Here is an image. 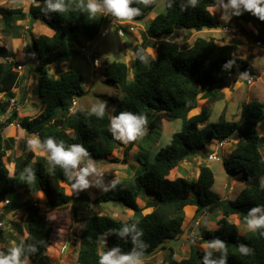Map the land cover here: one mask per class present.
Wrapping results in <instances>:
<instances>
[{
    "label": "trees",
    "instance_id": "trees-1",
    "mask_svg": "<svg viewBox=\"0 0 264 264\" xmlns=\"http://www.w3.org/2000/svg\"><path fill=\"white\" fill-rule=\"evenodd\" d=\"M157 1L131 0L130 8L138 12L133 18H145ZM221 1L230 3V0H165V11L151 20L146 30L147 42H143L144 46L152 43L157 49L149 68L146 71L137 70L135 79L129 81L126 62L112 61L105 65L106 79L116 84L124 95L121 99H114L112 111L103 108L102 115H97L101 107L94 111L77 109L69 113L73 97L85 93L83 75L65 69L53 77L48 74L47 67L75 52L72 44L77 32L88 39L95 38L109 22L104 12L98 11L92 16L87 9L89 0H50L51 3H61L63 11L50 9L49 0H34L27 13L21 7L1 11L9 18L15 15L12 18L16 20H25L29 16L32 22L41 21L54 33L32 38L38 56V83L33 94L40 96L44 108L35 116L20 118L14 109L5 122H0V197L7 198L9 193H16L20 188H25L30 195L43 192L47 198V208L53 210L60 206L67 207L73 189L77 187L76 199L70 205L72 221L81 216L84 221L77 264H99V257L108 252H115L116 257L130 256L134 261L152 257L165 248L169 240L187 236L199 215L214 211L222 214L217 220V228L198 233L199 244L207 243L209 246L202 249L189 238V253L178 260L171 249L165 262L264 264V226L254 228V232L247 236L231 220L233 215H237L243 223L254 217L264 218V134L257 130L258 122L264 119V99L243 102L237 120H229L221 114L218 121H210L212 108L209 105V101L224 97L222 89L231 80L232 73L234 77L241 73L252 77L256 71L251 62L235 54V42L218 43L214 38L196 37L191 45L181 46L172 38L178 29L218 28L220 21L210 7ZM260 6H264V3ZM231 13L246 37L252 34L244 29L242 21L252 25L257 32L253 35L256 43H264V20L254 10L246 9L241 4L232 7ZM17 37L13 35L19 42ZM141 57L142 53L138 51L135 58L137 63ZM19 81L20 74L14 68V63L0 61V93L12 97V90ZM200 98L207 100L200 103ZM7 102L10 105L9 100ZM197 109V113L189 115ZM1 110L6 111L5 108ZM124 112L137 118L143 117L150 127L161 123L163 118H179L182 127L173 133L169 144L156 152L151 162L138 158L140 167L136 175L119 178L96 198H91L84 185L78 183L80 177L74 175L78 170L77 164L62 165L51 160V167L47 168L45 156L30 149L25 156L14 160L12 170L7 166V150L12 147L14 138L5 139L3 131L14 120L18 119L27 132L38 135L40 145L49 157L51 152L44 142L51 136L56 143L63 142L65 148L82 144L87 155L81 157L90 161L108 158L121 144V141L114 139L111 131V116L117 118ZM235 134L237 144L225 161L229 172L244 174V186L235 199L223 198L212 190L215 176L207 165H200L199 174L194 180L177 175L179 164L199 148H205L212 139H229ZM126 153L127 149L124 161H127ZM89 174H92L91 170L84 179ZM146 192H152L155 199L145 200ZM30 201L25 207V225L18 220L10 221L15 226L14 230L22 236L16 248L19 250L18 259L29 257L33 264H53L47 253L53 241H50L53 222L40 212L41 198ZM110 201L122 203L133 211V215L118 219L103 213V204ZM187 205L197 206L190 220L185 216L184 208ZM148 207H153V210L144 214L143 210ZM103 235H106L105 239H101ZM12 250L3 248L0 258L9 256Z\"/></svg>",
    "mask_w": 264,
    "mask_h": 264
},
{
    "label": "rangeland",
    "instance_id": "rangeland-1",
    "mask_svg": "<svg viewBox=\"0 0 264 264\" xmlns=\"http://www.w3.org/2000/svg\"><path fill=\"white\" fill-rule=\"evenodd\" d=\"M99 2L100 4H102L103 0ZM31 3H34L33 0H0V45H2L3 49L1 50L2 54L8 52L6 47L7 45L9 46V55L14 59V61H12L14 65L16 64L15 62H20L24 66L23 69L19 71L20 81L18 86L16 87V89L12 90V97L17 96L18 103L15 106L11 107V111L15 109L18 112L19 107L22 114L34 116L40 112V110L44 106V103L40 96L33 95L34 87L38 83V56L32 41H29V39H32L33 34L30 33V29L24 27L26 23L25 20H17V23H12L13 21H16L15 18H12L15 15L9 18L4 13H1V11L18 7L29 11ZM165 9V0H158L155 7L148 12L145 18L134 19L132 17L130 19H122L114 16L107 9L102 8L100 12H104V14L107 15L108 19L111 20L109 24L114 25L109 27L108 23L105 24L104 27L108 28V33H106L104 37L98 34L95 38L88 39L84 36L83 33L77 32V38L72 44L75 52L69 57L59 59L54 65H59L61 70L72 69L74 71L80 72L83 75V86L85 93L77 97L78 110L86 109L94 111L101 107V105H103V108L107 109L108 111L113 110L112 108H114L115 106L114 99H121L124 94L116 84L106 79L104 74L105 65L112 61H123L127 63L128 60L132 58L133 61L129 65V81H133L135 79L137 70L140 69L139 71H146L149 68L151 61L154 59L153 54L149 55L143 51L146 47L149 46H144L143 44V42H147V40H145L146 30L148 29L149 24L154 16L158 13L164 12ZM231 9L232 7L229 1H221L214 7H210V11L220 21V26L218 28H204L202 30H190L187 28L178 29L172 36V38L181 46L191 45L196 37H202L206 39L214 38L218 43L235 42L237 44L235 54H238L239 56L251 62L254 70L256 71V75L252 76L254 81L251 84L247 83L248 77L244 73H241L238 76L232 77L229 83L226 85L231 86H229L230 90L228 88H225V93L227 92L228 95H225L224 93V97L220 98L219 100H215L213 102L209 101V105L212 108V114L210 117V121L212 122L218 121L221 114H224L225 117L229 120H237L240 116L243 102L249 101L251 99L262 100L264 98V43L262 45H258L256 43V40H254L255 37H253V35H255L257 32L252 27V25L242 21L241 24L243 25V27H245L244 29L247 30L249 34H252L251 37H249L248 35L246 37V33L241 31L240 27L232 19ZM130 25L134 26L133 31L129 30ZM42 26L48 29L50 28L44 23H42ZM119 27L124 30V36H120L118 34ZM14 34L18 35L21 39L24 38V40L20 39L19 42L13 40L12 42L11 37H13ZM23 42H25V44ZM149 44L150 46H152V49L150 51L152 53L155 52L154 45H152V43ZM82 47H87V53L82 52ZM15 51L16 55L14 54ZM138 51L142 53V57L139 63H137L135 60V58H137ZM126 52H133L135 56H127ZM94 57H97L99 61L97 69L94 67ZM4 61L7 60L4 59ZM51 68L53 69V67ZM10 98L11 97H9V95L5 94L2 97V101H4L7 105V101L10 100ZM203 101L204 100L200 98V103H202ZM4 102L0 101V103ZM114 118L116 117L112 115L111 121ZM261 122H258L257 130L260 134H264V124H262ZM181 127L182 123L181 119L179 118L167 119L162 124H155L154 127H150L148 124L144 123L140 126V132L137 134V137L134 141H129L127 143L121 141V144H118L114 152L111 153L108 158H98L86 161L82 157H80L79 162L77 163L78 171H75L74 175L76 177H80L81 172L87 168V165L90 162H92V174H89L87 176V178H90H88L89 180L87 181L86 186L84 185V188L88 189L91 194H97L98 192H100L98 191L100 190V187L104 188V186H106L111 181L109 179L116 176L117 172L114 171L115 169L123 171V169L121 168L124 166V162L122 161L119 163V161L123 160L122 157L124 156L126 149L128 172L133 176L137 173L135 171V168L133 167L136 166L138 168V163L140 164L138 158L141 157L143 161L147 160L151 162L154 158V154L160 148L169 144L171 141L172 133L180 131ZM20 137L22 138V136ZM228 140L229 142L224 148L216 149L219 157L218 160L208 159L207 153L215 149L214 144L209 143L205 148H199L198 151L193 153L189 157L187 161L188 163L185 164V166L188 167L189 165V167L191 168V165H193L195 166L193 171L195 169L199 170V158L201 160V165L203 164L209 166L214 173L215 183L212 187V190L220 194L223 198L235 199L239 191L244 186V174L242 172H229L225 166V161L229 159L230 152L237 144V134L233 135ZM130 143L132 144L130 145ZM14 148L15 146L13 143L12 149ZM27 152L28 151L25 150L21 156H25ZM262 152L264 156V148H262ZM8 153L9 150H7V155ZM17 154L19 153L13 150L9 156L7 166L10 169L11 165H13L11 162L14 161L15 158H17ZM43 154L44 156L46 155L45 165L47 168H50L51 160L49 159V155L46 153V151H44L41 155ZM114 158L117 160H111ZM99 167H101V170L104 172L103 178L106 176L100 182L101 184L99 182H96L95 180V175L98 174ZM133 171H135L136 173H134ZM195 172L196 170L194 171V173H187L186 178L190 180L196 179L197 175H195ZM262 182L264 183V176H262ZM97 184H100L101 186L99 187L97 186ZM146 193V195L148 196L147 197L145 195L146 200L151 198L155 199V195L152 192ZM31 195L30 193L28 194L25 192V188H20L16 193H9L7 195V198L10 201H19L21 198L24 201H29ZM42 199H47L45 194L42 196ZM0 203H2L1 207L4 210L6 205L2 197H0ZM72 204L68 203L67 207L60 206L53 210H49L47 208L45 200H42L40 204V212L48 216V218L53 222V231L51 234V238L53 241L49 246L51 259L54 261L53 264H77V257L80 247L79 240L84 221L81 220L82 216L80 217V219L72 221V219L70 218V205ZM104 207H106L104 209L105 214H109L118 219H127L133 215V211L129 212L131 209L127 208L119 202H107L105 203ZM151 211L152 208L150 207V209L146 208L143 213H149ZM13 215V213H10L6 215V218L2 220L5 223V227H7L8 225V218L13 217ZM221 215L222 214L220 211H214L212 213H204L203 215H199L198 219L199 222H201L199 224H196V221L194 222L192 226L194 232H192L191 228L189 231V235L185 237L181 236L180 239L177 240H169L168 243L171 242L176 250L179 249V252L176 256L174 253L175 258L178 260L183 258L185 251L184 244L188 243V239L190 237L194 238V243L196 245L200 246L202 249H205L206 245L199 244L198 238L194 235L195 233H199L200 230L214 229V226L210 221H213L215 222L214 224H217V220ZM235 219L239 221L238 226L242 234L249 236L252 234V232H254V228L249 226V222L243 223L240 222L239 218L237 217L231 218L232 221H234ZM11 220L12 219H10V221ZM21 223L25 225L26 222L24 221ZM105 237L106 235H103L101 239H105ZM3 240L7 242V244L2 245L4 249L13 247V245L10 244V241L12 242V239L8 235H6ZM169 252L170 249H165V257H167ZM158 255L162 257V254ZM19 261L20 264H26V261H24V259H21ZM152 261H148L146 264H155V262ZM135 262L136 264H144L143 259L135 260Z\"/></svg>",
    "mask_w": 264,
    "mask_h": 264
},
{
    "label": "clouds",
    "instance_id": "clouds-1",
    "mask_svg": "<svg viewBox=\"0 0 264 264\" xmlns=\"http://www.w3.org/2000/svg\"><path fill=\"white\" fill-rule=\"evenodd\" d=\"M33 2H34V0H33ZM130 3H131V0H103L102 4H100V2L97 3L96 0H89V2L87 4V9L89 10V12L92 16H95L98 11H101V9L104 8V9H107L109 12H111L116 17H119L122 19H130L133 16L138 14L137 10L129 7ZM262 3H264V0H230V4L232 7H239L242 4V5H244V7L246 9L254 10L255 14H258L259 17L262 20H264V6H260ZM48 7L50 9L60 10V11H63V8H64V6L61 3H59V2L51 3L50 0L48 3ZM110 21L111 20L109 19L108 24L110 23ZM108 26L110 27V25H108ZM112 26H114V25H112ZM26 28L29 29V26H26ZM119 28H121V27H119ZM104 29L108 30V28H105V27L102 30H104ZM101 31H100V33H101ZM100 33H99V35H100ZM82 48H81V50H82ZM85 48H87V47H85ZM84 53H87V52H84ZM6 57H9V56H6ZM6 57H5V60H6ZM10 59H11V62L14 61V59H12V58H10ZM15 63L16 64L14 65V68L20 62H15ZM97 66H98V64H97ZM95 68L97 69L98 67H95ZM248 78H252V77H248ZM16 99H17V102L15 104H11V102L9 100L10 106L11 105L15 106L18 103V97L17 96H16ZM76 99H77V97H76ZM76 110L77 109H75V111ZM102 113H103V105H101L100 111L97 112V115H102ZM3 114L9 115L10 113L3 112ZM17 122L19 123L18 119L14 120L13 123H17ZM144 123H145V120L143 117L137 118L136 116H134L128 112L121 113L117 118H114L111 121V131L113 132L114 139L122 141L124 143H127L129 141H134L137 137V134L140 132V126ZM14 125H16V124H14ZM19 127H21V125ZM38 144H39L38 139H30L27 141V145H28L29 149L35 148ZM44 146L48 150H50V152H51V156L49 157V159L54 160L57 163H61L62 165H73V166H75L79 162V159L81 156L87 155V152H86V150L82 144H73V145L65 148V145L63 142H60L58 144L55 142L54 138L51 136L45 140ZM100 170L101 169H99V171ZM89 171H90V169L86 168L81 172L80 178L78 181V183L80 185L86 186L87 182L85 181L84 177L88 174ZM30 179H31V177H30ZM43 195H44L43 192H41V197ZM3 199H6V198H3ZM9 203H10V201H9ZM5 205H7V204H5ZM249 226L252 228L264 226V218L253 219V220L249 221ZM195 235L198 238V235L197 234H195ZM241 251H243V248H241ZM18 257H19V250L13 249L12 253L9 256L0 258V264H20ZM99 264H136V262L130 256L122 255V256L116 257L115 252H108V253L101 255L99 257Z\"/></svg>",
    "mask_w": 264,
    "mask_h": 264
},
{
    "label": "crops",
    "instance_id": "crops-1",
    "mask_svg": "<svg viewBox=\"0 0 264 264\" xmlns=\"http://www.w3.org/2000/svg\"><path fill=\"white\" fill-rule=\"evenodd\" d=\"M96 2H98L97 0H96ZM99 3V2H98ZM23 11L24 12H28V11H26L25 9H23ZM20 21H22V20H20ZM25 21H26V23H25V25H24V27H26V26H29V29H30V33H32L33 34V37H38L39 35H37V34H41V33H45L46 35H52L53 33H54V31L51 29V28H45V27H43L42 26V22L41 21H35V22H32L31 21V19H30V17L29 16H27L26 17V19H25ZM18 21L16 20V21H13L12 23H17ZM36 31V32H35ZM32 37V38H33ZM11 39H12V42H13V40H15L13 37H11ZM17 39H18V41L21 39L20 37L18 38L17 37ZM21 40H24V38H22ZM29 41H32V39L30 40L29 39ZM24 44H25V42H23ZM145 43V42H144ZM7 50H8V52L7 53H5V54H2L1 53V51H0V61H4V59H5V57L6 56H9L10 58H12L10 55H9V52H10V48H9V46L7 45ZM154 48H155V52H151L150 50L152 49V46H148V47H146L145 49H144V52H146V54H149V55H154V58L156 57V55H157V49H156V46H154ZM0 49H2V45H0ZM14 54L16 55V51L14 52ZM2 55H4V56H2ZM126 55L127 56H132L133 57V55L135 56V54H133V52H130V53H128V52H126ZM13 59V58H12ZM132 61H133V59L132 58H130L129 60H128V62H127V65L129 66L130 65V63H132ZM56 63V62H55ZM55 63H53V64H51L50 66H48L47 67V71H48V74L50 75V76H53V77H56L57 76V74L59 73V71H61V68H60V66L59 65H54ZM51 67H53V69L51 68ZM264 71V70H263ZM230 86V85H229ZM229 86H225V87H223V92L225 93V88H228L229 90H230V88H229ZM231 87V86H230ZM14 89H16V88H14ZM229 92V91H228ZM230 93V92H229ZM5 94H0V101L1 102H4V101H2V97L4 96ZM34 96H38V95H35V94H33ZM225 95H228V93L226 92L225 93ZM264 99V98H263ZM262 99V100H263ZM204 101L206 100V99H203ZM44 105V104H43ZM77 106H78V102H77V104H76V107H75V109H77ZM11 107H12V105L9 107V105H6V103L4 102V103H0V114L2 115L3 114V112H2V110L1 109H6V111H5V113L6 112H10L11 111ZM43 108H44V106H43ZM42 108V109H43ZM41 109V110H42ZM113 109V108H112ZM41 110H40V112H41ZM199 111V109H197V110H195L194 112H190V114L189 115H193V114H195V113H197ZM39 112V113H40ZM24 116H26V115H24V114H22V112H21V110L19 109V107H18V117L20 118V117H24ZM35 116V115H34ZM167 119H165V118H163L162 119V121H161V124L162 123H164L165 121H166ZM182 123V122H181ZM262 124H264V119H263V121L261 122ZM18 127V128H17ZM173 133H175V132H173ZM173 133H172V135H173ZM3 136H4V138L5 139H8V138H14V146H15V148L14 149H12V147L9 149V153H8V157L10 156V154L12 153V151L13 150H15L16 152H18L19 154H17V157H19V156H21L22 154H23V152L26 150V151H28V150H30L29 149V147H28V145H27V141L28 140H30V139H38L39 140V138H38V135L36 134V133H29V132H27L24 128H22V127H19V126H15L14 124L12 125H9V126H7L5 129H4V131H3ZM20 136H22V138L20 137ZM171 139H172V136H171ZM264 148V147H263ZM32 150H34L37 154H42L44 151H46L44 148H42V146L40 145V141H39V144L35 147V148H33ZM47 153V152H46ZM40 154V155H41ZM156 154V153H155ZM154 154V155H155ZM262 154H263V152H262ZM44 155V154H43ZM46 156V155H45ZM123 158V157H122ZM121 158V159H122ZM16 159V158H15ZM189 159V158H188ZM188 159H186V160H183L180 164H179V166H178V169H177V175H180V176H183V177H186V175H187V173H194V171L196 170V172H195V175H197L198 176V174H199V170H197V169H195L194 171H193V169H194V167L195 166H193V165H191V168L189 167V165H188V167H186L185 166V164H187L188 162ZM198 162H199V164L201 165V160L198 158ZM124 162V166L121 168V169H123V171H120V170H117V169H115L114 171H116L117 172V174H116V176H114V177H111L109 180H111L106 186H104V188L103 187H100L101 185V181L106 177H102V178H100V179H98L97 178V174L95 175L96 177H95V180H96V182H99L100 184H97V186H99L100 187V190H98V191H100V192H98L97 194H91L90 193V191L88 190V189H86V191H87V193L89 194V196L91 197V198H96L98 195H100L101 193H103L108 187H109V185L110 184H112L113 182L112 181H116V180H118L119 178H123V177H131L132 175L131 174H129V172H128V168H127V165H128V163H127V161H124V159L123 160H121V161H119V163L120 162ZM12 164H13V166H14V161H12L11 162ZM191 163V162H190ZM12 166V165H11ZM98 166V165H97ZM183 166V167H182ZM92 167H93V165H92V162H90L88 165H87V168H89L90 170L92 169ZM140 167V164L138 163V168ZM133 168H135V171L137 172V170H138V168L135 166V167H133ZM189 168V169H188ZM200 168V167H199ZM99 169H101V167H99ZM135 171H133L134 173H136ZM129 174V175H128ZM196 176V177H197ZM88 178H90V177H88ZM86 179L85 181L87 182L89 179ZM114 179H116V180H114ZM240 192V191H239ZM39 196V197H38ZM41 196V192H37V193H34V194H32L31 195V197H30V199H33V198H41V200H45V199H42V197H40ZM146 200V199H145ZM19 201H24L22 198L19 200ZM10 202H12V201H10ZM111 202V201H110ZM114 202V201H113ZM120 203V202H119ZM143 203H145V202H143ZM104 205L105 204H103V213H105L104 212V209L106 208V207H104ZM2 206V203H0V210H1V213H2V211H3V208L1 207ZM152 208V210H153V207H151ZM147 209H150V207H148ZM145 210V209H144ZM144 210H143V212H144ZM196 210H197V206H195V205H187V206H185V209H184V211H185V216H186V219L187 220H190V219H192L193 217H194V215H195V213H196ZM17 212H16V214H14L13 215V217H10V218H8V225H7V227H5V223H4V221H1L0 222V251L3 249V246L2 245H5V244H7V242H5L4 240H3V238L6 236V235H8L11 239H12V242L10 241V244H12L13 245V249H16L17 248V246H18V240L19 239H21L22 238V236L21 235H19V233H18V231L17 230H14V225L11 223V222H9L10 221V219H12V220H18V221H20V222H24L26 219H27V212H26V210H25V208H20V209H18V210H16ZM129 212H131V210L129 211ZM115 214V213H114ZM132 214V213H131ZM144 214H146V213H144ZM201 215H203V214H201ZM220 217V216H219ZM232 217H234V218H236L237 217V215H233V216H231V218ZM6 218V217H5ZM238 218V217H237ZM253 219H258V218H252V220ZM236 220V219H235ZM234 220V221H235ZM201 222V221H200ZM212 224H213V226H214V229L215 228H217V226H218V224H214L215 222H213V221H210ZM236 222V224H239V221H235ZM193 226V225H192ZM199 226V225H198ZM197 226V227H198ZM201 227H202V225H201ZM192 228V232H194V230H193V227H191ZM7 229V230H6ZM201 231V230H200ZM199 231V232H200ZM190 234V232L188 233V235ZM195 234H198V233H195ZM181 237V236H180ZM180 237L179 238H176V240L177 239H180ZM184 237V236H183ZM52 240V238L50 239V241ZM198 240H199V237H198ZM4 241V242H3ZM58 244H59V241H58ZM203 244H205L206 245V247L205 248H207L209 245L207 244V243H203ZM68 245H69V243H68ZM215 248L217 247V245H213ZM184 248H185V251H184V256L183 257H185L187 254H188V244H184ZM165 249L167 250V249H173L174 250V253H175V256L177 255V253L179 252V249L178 250H176L174 247H173V244L171 243V242H167V244H166V247L165 248H163V249H161L157 254H155L154 256H152V257H148V258H142L143 259V261H144V264H146L148 261H152V262H155V264H162V263H164V264H167V262L165 263V259H166V257H165V255H166V253H165ZM181 249V248H180ZM50 248L48 247V249H47V253H48V255L50 256V258H51V255H50ZM164 252V253H163ZM158 254H162V257L161 256H159ZM52 260V259H51ZM139 260V259H138ZM145 260H147V261H145ZM156 260V261H155ZM24 261H26V264H33L32 263V260L29 258V257H27V258H25L24 259ZM52 263H54V261L52 260Z\"/></svg>",
    "mask_w": 264,
    "mask_h": 264
},
{
    "label": "built area",
    "instance_id": "built-area-1",
    "mask_svg": "<svg viewBox=\"0 0 264 264\" xmlns=\"http://www.w3.org/2000/svg\"><path fill=\"white\" fill-rule=\"evenodd\" d=\"M109 25L112 26L111 24H109ZM129 30H130V31H133V30H134V26H133V25H130ZM106 33H108V30H107V29H104V30L101 31L100 35H101L102 37H104V36L106 35ZM118 34H119L120 36H124V35H125V32H124V30H123L122 28H119V29H118ZM257 44H261V42H257ZM82 51H83V52H87V48L83 47V48H82ZM6 60H7V62H11V59H10L9 57H6ZM93 63H94V66L97 67L98 59H97L96 57H94V59H93ZM23 67H24V66H23L22 63H18V64L15 66V69L18 70V71H20V70L23 69ZM253 81H254V80H253L252 78H248V79H247V83H249V84H251ZM10 102H11V104H15V103L17 102L16 97H12V98L10 99ZM76 104H77V99H76V97H73V99H72V101H71L70 108H69V112H70V113H74V112H75V106H76ZM7 118H8V115H7V114H2V115H0V122H5V121L7 120ZM11 124H12V125H13V124H16L17 126H20V124H19L18 122H17V123H11ZM11 124H10V125H11ZM228 142H229L228 138H226V139H220V140H219V139H213L210 143H213V144H214L215 149L212 150L211 152H208V153H207L208 159H209V160H218L219 157H218V152H217L216 149L224 148ZM103 176H104V172H103L102 170H100V171L98 172L97 178L99 179V178H102ZM230 188H232V187H230ZM9 201H10V200H9L8 198L4 199V203H5V204H8ZM195 221H196V222H195L196 224H199V223H200V222H199V219H197V220H195ZM194 236H196V235H194ZM191 240L194 241V238L191 237Z\"/></svg>",
    "mask_w": 264,
    "mask_h": 264
},
{
    "label": "water",
    "instance_id": "water-1",
    "mask_svg": "<svg viewBox=\"0 0 264 264\" xmlns=\"http://www.w3.org/2000/svg\"><path fill=\"white\" fill-rule=\"evenodd\" d=\"M230 76L232 78V77H234V74L232 73ZM73 190H74L73 191V195H72L70 201L68 202L70 204H72L75 201L77 193H78L77 192V187H75ZM30 203H31L30 200L29 201H12V202L8 203L6 205V207L4 208L3 212L0 214V220L4 219V217L6 215L12 213L15 210L27 207Z\"/></svg>",
    "mask_w": 264,
    "mask_h": 264
}]
</instances>
